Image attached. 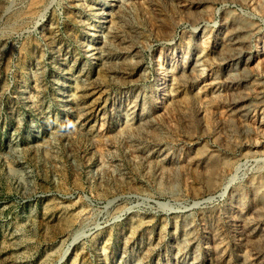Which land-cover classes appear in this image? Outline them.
<instances>
[{
    "label": "rangeland",
    "instance_id": "374dc122",
    "mask_svg": "<svg viewBox=\"0 0 264 264\" xmlns=\"http://www.w3.org/2000/svg\"><path fill=\"white\" fill-rule=\"evenodd\" d=\"M0 264H264V0H0Z\"/></svg>",
    "mask_w": 264,
    "mask_h": 264
},
{
    "label": "bare ground",
    "instance_id": "6f19581e",
    "mask_svg": "<svg viewBox=\"0 0 264 264\" xmlns=\"http://www.w3.org/2000/svg\"><path fill=\"white\" fill-rule=\"evenodd\" d=\"M237 25H238V24H237ZM240 28H241V27H240ZM241 30H242V28H241ZM243 30H244V29H243ZM232 31H233V30H232ZM238 32L240 33V32H242V31H238ZM238 32H237V33H238ZM241 34H242V33H241ZM233 36H234V35H233ZM242 37H243V36H242ZM238 39H239V38H238ZM239 40H240V39H239ZM240 41H241V40H240ZM234 42H235V41H234ZM234 42H233V43H234ZM236 43H237V42H236ZM237 44H238V43H237ZM240 46H241V45H240ZM237 47H239V46L236 45V48H237ZM233 48H234V47H233ZM234 49H235V48H234ZM235 50H236V49H235ZM238 51H239V50H238ZM244 51H245V50H244ZM240 54H241V53H240ZM235 57H236V56H235ZM240 57L242 58V56H240ZM240 57H239V58H240ZM236 59H237V58H236ZM241 75H242V74H241ZM84 88H85V87H84ZM78 89H80V88H78ZM78 93H79V92H78ZM79 98H80V97H79ZM75 100H76V98H75ZM79 100H81V99H79ZM95 104H96V103H95ZM79 108H80V107H79ZM79 108H78V109H79ZM82 111H83V110H82ZM87 113H88V112H87Z\"/></svg>",
    "mask_w": 264,
    "mask_h": 264
}]
</instances>
